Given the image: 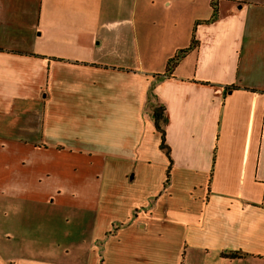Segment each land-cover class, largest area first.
I'll use <instances>...</instances> for the list:
<instances>
[{"label":"crops","instance_id":"crops-1","mask_svg":"<svg viewBox=\"0 0 264 264\" xmlns=\"http://www.w3.org/2000/svg\"><path fill=\"white\" fill-rule=\"evenodd\" d=\"M156 1L0 0V264H264V0Z\"/></svg>","mask_w":264,"mask_h":264},{"label":"trees","instance_id":"trees-1","mask_svg":"<svg viewBox=\"0 0 264 264\" xmlns=\"http://www.w3.org/2000/svg\"><path fill=\"white\" fill-rule=\"evenodd\" d=\"M211 5L213 9L212 15L208 20H205V22H211L217 18L216 3L213 1L211 2ZM197 46H198V41L195 39L194 32H193L190 45L186 48L179 49L171 58L168 59L166 69H165L166 72L167 73L171 72V70H173V68L175 67L177 62L183 57V55L188 50L195 48ZM233 88L234 86H228V90H231ZM153 118H154L155 128L160 133V148L165 151L166 155L169 157L170 164H171L170 150H169V146L166 144V138H165V117L163 113L155 112ZM169 169H170V166L168 167V170H167V180L169 177ZM225 256L232 258V257L237 256V254L228 253V254H225Z\"/></svg>","mask_w":264,"mask_h":264},{"label":"rangeland","instance_id":"rangeland-1","mask_svg":"<svg viewBox=\"0 0 264 264\" xmlns=\"http://www.w3.org/2000/svg\"><path fill=\"white\" fill-rule=\"evenodd\" d=\"M166 6V2L164 0H157L156 3L153 5V8L157 9L158 11H162L164 9V7ZM164 15L161 16V19L164 18ZM169 17V16H168ZM161 19L159 18L157 20L161 21ZM160 23V22H159ZM28 210H30V212L32 213V211H35L37 215H39L40 213L42 214H46V215H53V216H64L65 213L70 212V210H64L61 211L59 208H53V207H39V208H35L33 207V209L28 208ZM65 212V213H62ZM10 213V212H9ZM11 214V213H10ZM67 227L70 229L71 227H75V223H73V221H70L69 224L67 225ZM69 242H73L76 245V238L75 235L72 237V239L68 240ZM75 255V254H74ZM69 260H76V255L75 256H69Z\"/></svg>","mask_w":264,"mask_h":264}]
</instances>
